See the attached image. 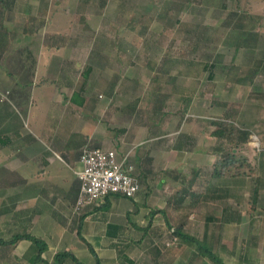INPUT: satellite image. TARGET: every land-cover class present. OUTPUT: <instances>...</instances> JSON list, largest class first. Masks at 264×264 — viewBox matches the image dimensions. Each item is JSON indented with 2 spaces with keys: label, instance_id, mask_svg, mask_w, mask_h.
I'll return each mask as SVG.
<instances>
[{
  "label": "crops",
  "instance_id": "0c3cea01",
  "mask_svg": "<svg viewBox=\"0 0 264 264\" xmlns=\"http://www.w3.org/2000/svg\"><path fill=\"white\" fill-rule=\"evenodd\" d=\"M102 2L0 0V239L7 240L0 243V264L40 263L33 262L37 247L31 239L11 241L25 232L48 243L42 255L49 264H58L55 254L60 249L78 258L89 256L88 243L99 253L102 264H145L129 253L141 244H153V220L161 213L152 217L154 210L164 212L173 206L175 211L208 202L218 211L220 201L225 206L219 220L232 224L244 219L251 235L239 257L244 264H264V170L256 173L252 193L247 182L252 212L246 219L240 211L229 213L233 169L224 167L221 173L216 172L219 160L226 158L235 143L233 135L220 137L211 121L210 134L205 132L203 143L201 123L192 125V130L168 131L172 121L164 114L150 122L134 123L129 117L119 128L125 134L111 137L104 121L90 117L89 108L99 100L90 92L96 67L87 64L79 79L77 58L88 55L92 47L99 52L116 49L103 39L113 33L100 29L102 23L114 21L115 33L128 25L125 31L131 35L137 28L126 23L134 19L137 0ZM89 66L93 70L85 79ZM99 66L102 69L108 64L101 62ZM105 75L106 71L103 77L109 78ZM101 94L100 99L109 103L112 94ZM192 134L200 137L199 143L190 144ZM248 137L236 141L234 147L244 164L250 162L242 154ZM86 144L115 148L120 154L128 152L133 171L142 177L141 189L131 197L111 194L77 208L81 182L76 170L81 168L80 152ZM260 145L261 140L259 149ZM260 154L264 163V152ZM182 216L186 218L187 212ZM71 262L75 261L68 259L65 264Z\"/></svg>",
  "mask_w": 264,
  "mask_h": 264
},
{
  "label": "rangeland",
  "instance_id": "374dc122",
  "mask_svg": "<svg viewBox=\"0 0 264 264\" xmlns=\"http://www.w3.org/2000/svg\"><path fill=\"white\" fill-rule=\"evenodd\" d=\"M136 10L134 19L126 21L137 27L131 35L125 31L128 25L118 33L111 23L114 21L100 25V29L112 31L103 39L108 45H116L115 50L99 52L92 47L88 55L83 53L77 58L79 79L87 64L96 67L91 74L95 81L91 82L90 92L99 100L89 108L90 117L104 121L106 134L111 137L125 134L119 128L128 123L129 117L134 123L150 122L164 114H169L172 121L168 131H183L186 127L192 130V125L201 123L203 143L215 116H225L248 129L250 139L241 150L250 162L240 169L248 176L235 175L232 204L228 206L229 213L240 211L246 219L252 212L247 182L251 183L252 193L256 173L264 170L260 156L264 152V0H137ZM241 41L245 45H238ZM101 62L108 66L101 69ZM210 63L215 65L211 72L214 77L210 76ZM105 71L109 78L103 77ZM101 92L112 94L109 103L100 99ZM190 136L191 145L199 143V136ZM258 161H262L260 166ZM224 206L220 201L217 211L207 202L175 211L170 206L164 212L157 211L161 212L157 216L152 212L153 244H141L129 255L145 264H155L156 259H161V264H214L208 257L199 256L195 244L176 235L168 219L173 225L182 223L186 232L212 243L228 263L244 264L239 254L251 235L244 219L232 224L219 220ZM184 211L186 218L182 216ZM89 253L79 255L82 262L96 263Z\"/></svg>",
  "mask_w": 264,
  "mask_h": 264
},
{
  "label": "built area",
  "instance_id": "2783aa9c",
  "mask_svg": "<svg viewBox=\"0 0 264 264\" xmlns=\"http://www.w3.org/2000/svg\"><path fill=\"white\" fill-rule=\"evenodd\" d=\"M80 162L81 168L76 170L81 182L77 208L111 194L134 196L142 187L143 180L133 171L128 152L120 154L115 148L86 144Z\"/></svg>",
  "mask_w": 264,
  "mask_h": 264
},
{
  "label": "trees",
  "instance_id": "16d2710c",
  "mask_svg": "<svg viewBox=\"0 0 264 264\" xmlns=\"http://www.w3.org/2000/svg\"><path fill=\"white\" fill-rule=\"evenodd\" d=\"M103 1L104 2H102V5L106 2V0H103ZM242 39L244 40V36ZM238 45H245V43H244V41H241L240 43H238ZM214 66L215 65L213 63H210L208 65V67L211 68V70H210V76L211 77H214V74L211 73L213 71ZM92 70H93L92 66H89L86 69V71L84 73L85 79H87L90 76V74L92 73ZM223 103L226 104L227 102H223ZM212 122H214L217 125L216 132L220 137L225 138L226 136H228V138H232V135H233V139L235 141V143L233 144V147H230L228 149L227 154L224 155V156H226V158L219 160V169H217L216 172L221 173L222 168L228 167V168H232V169L235 168L236 171L233 170L234 175H238V176L239 175H247L246 171L240 170L241 167H243L244 163H243V160L240 158V156H237L238 153L234 150V147H236V141L247 139L248 134L250 132L244 128H241V127L231 123L230 121H228V119L225 116L218 117V119H214V120H212ZM254 194H257V187L254 190ZM118 195H122V194H118ZM157 211L158 210H154L153 212H157ZM167 222H169L170 226L173 227V232L176 235L183 237L187 241H190L191 243H193L197 246V253L199 254V256L208 257L214 264H230L227 261H225V259L217 251H215L213 249L212 245L210 243H208L205 239H201V238H199L193 234L186 232L182 226H177V225L171 224V221L168 219H167ZM77 231H78L79 236L84 239V236L81 234V229L77 228ZM23 238L31 239L33 244L37 247V254H36V258H35L36 260H34L33 262L40 261V263H42V262L48 263V261L42 255L43 252L48 248V243L43 238H41L35 234L28 233V232L16 234L15 237L11 241H12V243H14L17 240H20ZM6 241L7 240L0 239V243L6 242ZM88 244L91 248L92 253L97 258L98 264H102V258L99 255V253L96 251V249H94L92 244H90V243H88ZM55 259L58 262V264H65V262L68 259H72L79 264H84L80 260V258H78L74 253H72L66 249L58 250L55 254ZM155 264H161V259H156Z\"/></svg>",
  "mask_w": 264,
  "mask_h": 264
}]
</instances>
